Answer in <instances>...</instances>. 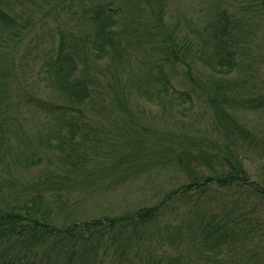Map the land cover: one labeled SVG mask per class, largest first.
Masks as SVG:
<instances>
[{"label":"trees","instance_id":"trees-1","mask_svg":"<svg viewBox=\"0 0 264 264\" xmlns=\"http://www.w3.org/2000/svg\"><path fill=\"white\" fill-rule=\"evenodd\" d=\"M22 1L0 0V30L13 26L22 30L30 23V19L22 25L18 23L20 11L15 3ZM154 1L160 15L149 20L139 13H148L147 7L154 9L152 0H73V14L92 32L74 35L67 48L62 38L56 56L47 64L55 90L59 91L58 99L31 98L37 109L58 110L56 121L70 131L61 130L58 139L63 150L69 149L66 152L70 158L62 159L66 169L70 165L78 170L80 159H84V152L75 158L69 155L75 150L76 128L88 123L84 109L100 103L97 108L112 124L120 126L117 121L126 120V116L118 114V109L127 110L120 107L129 102L133 92L173 109L170 114L178 130L186 122L182 116L189 105H202L195 101L198 92L209 98L207 110L212 109L214 127L208 134L216 136L223 125L229 136L264 143V136H258L264 130L241 123L236 113L264 110L263 75L259 71L264 64V0H246L251 14L241 16L232 10L234 0H225L224 6L219 4L214 10L205 6L206 15L193 16L181 29V19L175 27L168 26L165 2ZM123 39H127L125 46ZM103 60L106 63L99 65ZM133 61L136 66L129 67ZM129 84L132 91L127 89ZM106 104L110 111L105 110ZM97 108L91 111L98 112ZM9 110L0 103V162L6 165L10 157L27 166L32 161L25 139L31 138L21 133L19 136L8 127L13 120L9 121ZM77 117L81 118L79 124ZM99 130L92 128L83 134L98 141ZM45 137H41L42 142H51ZM216 144L223 151L231 150L217 140ZM180 152L170 159L180 169L186 166L192 179L165 192L158 203L121 216L59 224L61 218L51 216L53 207L43 203V196L56 195L54 189L61 188L52 184L48 186L52 192L23 199L20 191L12 192L4 186L2 178L0 264H264V178H250L244 165L232 156H221L220 151L201 148L188 152L189 158H183ZM213 159L221 171L213 169V174L200 177L204 162L210 168L216 167L211 164ZM42 184L45 182L37 185ZM228 185L242 189L251 200L246 198L247 202H239L240 206L235 204L231 209L225 201L219 213L199 203V198L207 196L215 186ZM209 197L206 200L212 201ZM180 204L190 205V210L181 208V220L175 218L163 224L169 213H177L175 208ZM198 204L207 209L194 211ZM155 241L158 249L152 244Z\"/></svg>","mask_w":264,"mask_h":264},{"label":"rangeland","instance_id":"rangeland-1","mask_svg":"<svg viewBox=\"0 0 264 264\" xmlns=\"http://www.w3.org/2000/svg\"><path fill=\"white\" fill-rule=\"evenodd\" d=\"M159 1L166 4L164 17L168 26L175 27L181 19L183 24L180 29L193 16L206 15L203 7L214 10L219 4L225 5V0L221 3L219 0ZM152 3L154 9L147 7L148 13L140 12L141 17L148 16L147 19L150 20L160 15L156 12V2L152 0ZM15 5L20 11L18 23L22 25L26 19H30V23L22 30L18 29L19 26L0 30V103L10 109L9 121L11 118L13 120L8 127L13 128L17 134L31 138L25 139V142L29 144L32 162L23 166L15 163L10 157L6 165L0 162V180L5 178L2 184L9 187L10 191H20L25 199L44 191L52 192L48 189L52 184L53 187L61 188L54 189L53 193L56 195L41 194L44 195L43 203L53 207L51 216L61 218L60 224L102 216H121L140 207L158 203L165 192L192 179L186 166L180 169L170 159L175 158L173 155L180 151H186L180 152L183 158H189L188 152L192 154L191 151L201 148L211 152L220 151L218 153H221V156H232L233 160L235 158L237 163L244 165L249 177L258 180L264 178V143L229 136L223 125L216 136L208 134L214 127L212 109L207 110L209 98L199 96L198 92L195 101L203 103L193 107L189 105L186 115L182 116L186 122L181 124V130H178L174 117L170 114L173 109L166 108L164 104L159 106L155 104L156 101H147L134 92L126 105L119 106L127 107L126 111L118 109V114L126 116V120L117 121L120 126L112 124L113 121L97 108L101 106L100 103L88 105L84 109L88 123L76 128V144L73 146L75 150L69 154L75 158L84 152V159H80L81 167L78 168L81 176L78 170H74L70 165L69 169H66L62 159L70 158L66 152L69 149L63 150L58 144V139L61 137V130L68 132V129H62L56 121L58 110L37 109L31 98L36 96L48 101L58 99L59 91L55 90L52 71L47 64L56 56L62 38L66 39L64 47L67 48L74 35H82L83 31L90 33L92 30L78 15L73 14V0H23ZM231 7L240 16L251 14L252 10L246 0H234ZM186 26L188 24L185 25L187 30ZM120 27L121 23L118 21L117 28ZM123 42L124 46L127 45V39H123ZM253 43L255 44L254 40ZM106 61H99V65H104ZM134 66L135 61L129 67ZM259 71L263 75L261 83L264 85V64ZM180 72L185 76L183 67ZM103 78L106 79L105 76ZM127 89L132 91L131 84ZM187 104L189 103H184ZM95 108L98 112L91 111ZM105 110L110 111L107 104ZM236 113L241 123L249 127L257 126L260 131L264 130V110L249 109ZM51 118L54 120H50ZM76 119L79 124L81 118ZM122 125H125L124 130ZM92 128H100L96 139L105 140L103 144L97 145V140L87 138L83 134ZM44 136L51 138V142H42L41 137ZM258 136L262 138L264 133H259ZM216 140L218 144L223 143L224 148L230 147L231 150L223 151L216 144ZM213 160L211 164L216 166L215 168H210L206 162L200 166L203 167L200 177L213 174V169L221 171L222 167L220 168L216 159ZM235 161L232 162L236 163ZM40 181L45 182V185H37ZM6 194L14 202L15 199L8 191ZM247 195L242 189L232 185L221 188L215 186L207 196L199 198V203L212 208L213 213H219V208L225 201L229 202L231 209L235 204L240 206L239 202H247ZM196 196L195 194V198ZM207 197L212 201L206 200ZM178 206L180 207L175 208L177 213H169L171 215L163 219V224L175 218L177 221L181 220V208L190 210V205ZM244 206L242 205L241 209ZM202 209L207 208H202L199 204L194 206V211ZM261 213L264 215V210ZM152 244H156L155 248L158 249V242Z\"/></svg>","mask_w":264,"mask_h":264}]
</instances>
